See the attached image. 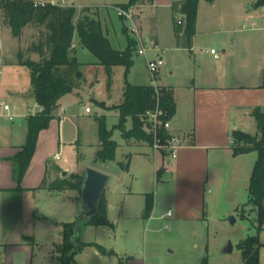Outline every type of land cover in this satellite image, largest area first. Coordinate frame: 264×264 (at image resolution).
<instances>
[{
	"label": "crops",
	"instance_id": "0c3cea01",
	"mask_svg": "<svg viewBox=\"0 0 264 264\" xmlns=\"http://www.w3.org/2000/svg\"><path fill=\"white\" fill-rule=\"evenodd\" d=\"M184 1L153 0L146 8L141 9L139 17L136 16L137 22L150 20L153 24L152 43L161 44V34L164 29L167 30L164 35L167 39L170 37V44L163 49L170 52L177 51L179 55L177 58L181 60V64L178 60L170 63L172 78L170 83L163 84L171 88L175 99V115L171 118L169 133L178 139L177 149L172 154L169 150H156L152 144L144 140L125 138L126 145L135 148V151L125 152L128 162L121 165L124 168L123 172L131 173L130 162L134 158L145 165L152 161L154 169L149 168L150 177L147 176V178L157 181L167 172L170 173L171 158H173L175 163L172 174L174 178L172 206L169 203L166 211H162L158 216L156 214L158 202L154 193L129 189L127 184L129 176L120 178L115 175L113 180L115 185L110 186L111 177H109L105 193L108 201V216L114 227L119 223V218L112 219V211L122 214L123 218L134 215L132 212L135 208L132 204H128V201L138 193L143 195V202L138 209L134 210L136 218L142 216L148 222L155 218L167 219V221L173 219L176 225H182L187 220L205 219L206 186L212 168L219 163H227L231 169L230 178L234 182L235 179H239L244 157L253 153L251 151L234 154L233 132L242 130L255 135L257 128L254 132L246 131L248 124L255 120L251 111L257 106L264 110V34L261 33L264 30L248 28L254 19L261 22L263 6H256L257 0L243 1L238 6L234 5L233 0H208L215 8L220 6L226 8L225 12L223 11L215 18L221 27L209 29L212 26L208 24L214 20V17L211 16L208 19L201 17L199 12L201 0H199L196 33L190 40L185 34ZM222 1L224 4H221ZM237 20L240 26L235 28L232 25ZM201 33L219 34L222 41L221 54L218 53L219 55L216 56L212 53V56L207 59L195 54V44ZM137 42L136 40V44ZM135 51H137V45ZM154 51L160 54V49ZM115 112L120 118V112ZM4 118L0 116V264H32L34 247L41 242V231H48L47 237H50L54 252L56 244L63 239L64 223L76 221L82 211L78 190H51L42 186L44 179L48 176L50 162H55L62 170L67 169L68 173L71 171V173L85 174L87 167L108 172L104 168L105 165L107 162L115 161L116 158L108 161L100 160L104 165H97L99 161L97 152L101 148L97 130L98 140L91 144V159L84 161L83 149L86 146L82 139L77 137V140L70 143L75 150L73 161L60 162L62 156L56 158V154H62L61 139L65 124L62 116H59V119L55 118L51 121L49 128L40 132L36 151L21 181L22 188H17L18 182L14 179V163L11 157L17 154L26 142L27 123H22L26 117L21 118L20 126L14 124L1 126ZM106 122L108 125L107 118ZM117 124H114V127ZM22 127L24 130H21ZM108 128L112 129L109 125ZM144 128L147 130L146 126ZM118 144L117 150L122 146L121 143L118 142ZM255 161H253L252 170ZM118 162L120 164V161ZM159 171L161 174L158 173ZM51 174L55 177V173ZM148 194L153 196L154 206L150 215L147 216L145 211ZM42 200L52 206L56 213L50 211L46 205L41 208ZM29 201L31 205L28 207ZM168 210H172V216L167 215ZM32 222L33 231L30 229ZM91 227L105 226L87 224L81 229L82 236L83 232H90ZM26 237L33 238V241ZM260 238L264 244V229ZM82 241L96 242L84 237ZM85 248L82 253L85 252ZM94 248L99 257H106L96 247ZM242 262L240 264H244L243 258ZM260 262L264 264V245L260 250ZM125 264H145V260L132 256Z\"/></svg>",
	"mask_w": 264,
	"mask_h": 264
},
{
	"label": "rangeland",
	"instance_id": "374dc122",
	"mask_svg": "<svg viewBox=\"0 0 264 264\" xmlns=\"http://www.w3.org/2000/svg\"><path fill=\"white\" fill-rule=\"evenodd\" d=\"M126 1L128 0H71L70 2L77 9L75 22L84 14L101 21L103 32L111 40L113 46L123 49L127 46L129 37L137 40L131 31L125 29L129 22L124 20L116 9V6ZM243 1L248 0H233L235 6L241 5L240 3ZM222 2L221 4H224V1ZM149 3V0H142L135 5L134 12L136 16L139 17L141 9L146 8ZM225 10L226 8L224 9L222 6L213 7L211 1L208 0H201L199 5V12L203 19L214 17V20L208 24L212 26V28L208 27L209 29L221 27V24L215 18ZM138 26L142 34L143 44L151 48L154 34L153 24L150 20H145L142 23L138 22ZM232 26L238 28L240 26L239 20ZM166 32L167 30L164 29L161 34V44L157 45L160 49L159 53L165 60V64L155 75L157 77L156 81L160 85L170 83L172 78L170 63H174L175 60L177 62L179 58L177 51L170 52V50L163 49V47L170 44V37L167 39L164 35ZM45 33L44 26L31 24L24 28L20 37H15L9 27L3 26L0 33V96L17 104L21 115L14 120L4 118L1 126H11L13 124L20 126L21 118L26 117L27 119L30 114H33V111L38 112L41 109L33 96L31 68L19 64V54L23 52L25 58L40 60L41 55L29 51V47L33 43L45 42ZM261 33L264 34V32ZM74 44L71 54L77 55L79 60L74 88L63 96L62 102L56 110L57 118L59 119V116H62V121L65 124L61 139L62 158L60 162L73 161L75 150L70 146V143L78 138H81L86 146L83 149L84 161L91 159V144L96 143L98 140L96 117L106 116L108 125L113 129V138L122 145L117 150L116 160L107 162L104 167L108 171L106 173L111 177L109 185H115V183L113 184L115 175L120 178L129 176L127 182L129 189L138 192L148 191L155 194L158 202L156 214L159 216L162 211H166L169 203L172 206L171 194L174 189L172 174L175 160L171 158L170 173L167 172L157 181L153 178H147V176L150 177L149 168L154 169V162L152 161L150 164L145 165L139 159L134 158L130 162L131 173L123 172L124 168L121 165L128 162L125 152H134L135 148L127 146L121 128L114 127V124L120 122L118 113L115 111H119L116 106L124 100L126 80L131 83L153 84V73L148 67L147 58L145 55H139L134 50V64L127 73L124 65L113 66L109 71L103 64L99 63L97 57L87 47L79 42L77 35ZM139 45L137 42V47ZM221 46L222 41L219 34L201 33L195 44V54L207 59L212 56V49L221 54ZM157 54L158 52L152 49L147 52L150 59H154ZM178 61L181 64V60ZM171 67L173 68V66ZM87 107L91 108V112L86 110ZM131 126L132 119L128 118L125 127L129 128ZM26 128L28 127L26 126ZM256 128V120H253V123L248 124L246 131L254 132ZM21 130H24V127ZM80 131L81 133H79ZM252 135L254 134L252 133ZM244 158L245 161L239 179H235L236 182L235 180L232 182L233 180L230 178L231 169L227 163H219L212 168L206 186L207 213L205 219L187 220L182 225H176L173 219L167 221V219L155 218L148 222L145 217L136 218L134 210L138 209L141 202H143V195L138 193L128 201V204H132L135 208L132 212L134 215L123 218L122 214H118L117 211L113 210L111 218H119V223L115 224L114 228L91 227L90 232H83V236L81 234V239L84 237L96 241L108 249H113L115 254L105 255L106 257L102 258L95 253L94 247L87 246L84 253L77 254L78 264H125L132 256L143 258L145 264H201L204 257H208L209 264H240L242 262V250L239 244L249 235L256 233L255 221L257 216L253 205L248 202L250 175L253 161L257 158V152L253 151ZM118 161H120V164ZM54 164L55 162H50L49 168L50 172L55 173V176H57L59 172L57 173L52 168ZM97 165L103 166L104 163L99 160ZM51 173L49 177L53 178L54 176ZM70 174H72L71 171L68 175ZM59 175L61 176V173ZM151 175L153 177V171ZM80 198L81 193L79 192L81 204ZM30 205L31 202L29 201L27 206ZM40 205L41 208L46 205L50 211L56 213V210L49 206L47 202L42 200ZM232 217L235 218L234 223L231 221ZM166 224H169V228H166ZM31 226L30 229L33 231V222ZM85 226L87 224L82 222L81 228ZM47 233L48 231H41V242L34 247L32 264H59L56 257V246L53 252L52 243L50 237H47ZM30 240L33 241V238H30ZM229 240L234 243V251L231 254L223 253L221 250ZM61 242L58 244H61Z\"/></svg>",
	"mask_w": 264,
	"mask_h": 264
},
{
	"label": "trees",
	"instance_id": "16d2710c",
	"mask_svg": "<svg viewBox=\"0 0 264 264\" xmlns=\"http://www.w3.org/2000/svg\"><path fill=\"white\" fill-rule=\"evenodd\" d=\"M140 1L142 0H128L120 6L129 8L139 4ZM198 2L199 0H185L183 3L186 20L185 34L190 40L196 33ZM255 5L264 6V0H257ZM76 12L75 6H62L51 2L43 6H35L34 0H0V25L9 27L13 36L20 37L24 28L31 24L44 26L46 29L45 42L33 43L29 47V51L41 55L40 60L25 58L23 52L19 54V64L31 68L33 96L42 109L27 117L26 142L21 150L11 157L14 163V179L18 182L17 188H22L21 181L36 151L40 132L49 128L51 121L57 118L56 110L61 99L74 88L79 60L77 55H72L71 52L76 35L79 37V42L87 47L97 57L99 63L109 71L113 66L124 65L127 73L134 64L133 51L137 45L134 38L129 37L125 49H117L104 34L101 21L84 14L75 22ZM125 29L129 31L128 26H125ZM159 103L166 113L165 119L175 115V99L169 86L162 87ZM157 104L158 100L152 84H134L126 80L124 100L116 106L120 112V122L115 127L121 128L122 135L127 140H144L153 145L152 134L144 128L143 116L146 110L155 108ZM251 115L257 123L255 135L242 130L233 132L234 154L257 152V159L250 178L248 200L257 213L256 233L243 239L239 247L242 250L244 264H261L260 250L264 245L260 238L264 229V110L260 106L254 107ZM129 117L133 120V126L127 129L125 122ZM96 120L101 140L97 159L114 160L119 144L113 138V129L108 128L104 116H97ZM162 134L166 135V131ZM52 168L59 174L62 171L57 164H54ZM49 172L50 168L48 176L42 183L43 187L51 190L76 189L81 193L84 174L72 173L66 176L58 174L50 178ZM158 173L161 174V171ZM153 206L154 198L148 194L145 211L147 216L150 215ZM83 224L114 227L108 216V201L105 192L101 197L96 215ZM86 246H94L104 255L115 254L113 249H108L98 242L82 241L81 230L78 234L76 233V221L64 223L62 242L56 245V257L59 264H78L76 256ZM201 264H209L208 257H204Z\"/></svg>",
	"mask_w": 264,
	"mask_h": 264
},
{
	"label": "built area",
	"instance_id": "2783aa9c",
	"mask_svg": "<svg viewBox=\"0 0 264 264\" xmlns=\"http://www.w3.org/2000/svg\"><path fill=\"white\" fill-rule=\"evenodd\" d=\"M71 0H34L35 6H43L47 2H51L52 4H58L62 6H74L73 3L70 2ZM116 9L118 11V14L123 17L124 20L128 21V28L129 31H131L132 34H134L137 38L138 43L140 44L137 47V51L140 55H145L148 61V67L150 71L153 73V86L155 88V95L158 100V104L155 108H151L146 110L143 119L145 120V126L147 128V131L150 132L153 136V147L156 150L159 149H167L169 151L175 152L177 149V141L178 139L176 136L169 133L170 127H171V118L165 119V111L160 106V96L162 87L164 85H160L157 83L155 77L156 73L160 70V68L165 64V60L162 55L157 54V56L154 59H150L147 55V52L149 49L158 50V46L156 43H153V45L150 47L145 46L142 42V34L140 31V28L138 26V22L136 19V14L134 12V6H131L129 8H125L123 6H116ZM181 22V21H179ZM249 29H262L264 30V6H263V12L261 14V22L258 20H252L250 25L248 26ZM2 26L0 25V33H1ZM75 44H73L74 46ZM0 48H1V42H0ZM211 52L218 56V51L215 49H212ZM39 107V104H37ZM86 110L88 112L91 111L90 107H87ZM36 113V112H34ZM20 110L19 106L17 104H14L13 102L3 98L0 96V116L5 117L9 120H14L15 118L19 117ZM163 131H166V135H163ZM60 153L56 154V158H60ZM173 212L172 210L167 211L168 216H172ZM166 228H169V224H166Z\"/></svg>",
	"mask_w": 264,
	"mask_h": 264
},
{
	"label": "water",
	"instance_id": "95a60500",
	"mask_svg": "<svg viewBox=\"0 0 264 264\" xmlns=\"http://www.w3.org/2000/svg\"><path fill=\"white\" fill-rule=\"evenodd\" d=\"M22 123H27V119L24 118ZM68 174L67 169L62 170V176ZM109 175L96 169L94 167H87L84 174L83 185L81 189V204L82 211L78 219L76 220V233L81 230L82 222L88 221L96 215L98 206L103 193L105 192L107 183L109 181ZM231 221L234 223L235 218L232 217ZM234 243L229 240L222 248L223 253L231 254L234 251Z\"/></svg>",
	"mask_w": 264,
	"mask_h": 264
}]
</instances>
